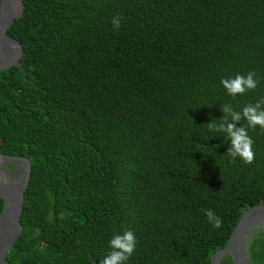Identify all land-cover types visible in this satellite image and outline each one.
<instances>
[{"label": "trees", "instance_id": "1", "mask_svg": "<svg viewBox=\"0 0 264 264\" xmlns=\"http://www.w3.org/2000/svg\"><path fill=\"white\" fill-rule=\"evenodd\" d=\"M8 34L24 55L0 71V154L32 173L6 264H100L125 230L126 264H213L264 207V131L237 125L249 165L207 125L264 98V0H24ZM250 71L258 87L229 95ZM248 246L264 264V231Z\"/></svg>", "mask_w": 264, "mask_h": 264}, {"label": "water", "instance_id": "2", "mask_svg": "<svg viewBox=\"0 0 264 264\" xmlns=\"http://www.w3.org/2000/svg\"><path fill=\"white\" fill-rule=\"evenodd\" d=\"M20 11H15L13 0L0 3V71L17 65L21 66L24 55L22 44L8 34L9 28L24 13V0H18ZM8 159L22 163L23 175L20 180L0 182V199L4 200V209L0 215V264H6L7 254L23 234L24 228L19 220L25 204L32 164L25 157L7 156ZM18 164V163H17ZM19 166V164H18ZM20 166V167H21ZM264 231V207L247 210L234 229L228 246L215 253L213 264H222V256L228 255L234 264H251L247 256V235L250 231Z\"/></svg>", "mask_w": 264, "mask_h": 264}, {"label": "clouds", "instance_id": "3", "mask_svg": "<svg viewBox=\"0 0 264 264\" xmlns=\"http://www.w3.org/2000/svg\"><path fill=\"white\" fill-rule=\"evenodd\" d=\"M121 18L115 16L112 19V24L115 29L121 26ZM255 71H250L246 75L237 74L233 78H225L221 80V84L226 89L227 93L232 97L244 95L248 91L255 90L258 87L259 80L256 78ZM221 110L224 115L221 118L223 121L217 125L212 120L208 123L209 130L223 133L225 139L230 141L231 146L227 150V155L233 160L241 159L245 164H252L255 160L254 141L248 134L245 126H237L241 121H246L247 126L253 130L259 126L264 131V98L257 101L254 105H246L242 111H236L231 104L221 105ZM208 218V222L214 228L222 226V220L211 209L204 210ZM111 251L100 261V264H126L127 261L135 253L138 242L134 231L125 230L122 234L115 235L109 242Z\"/></svg>", "mask_w": 264, "mask_h": 264}, {"label": "flooded vegetation", "instance_id": "4", "mask_svg": "<svg viewBox=\"0 0 264 264\" xmlns=\"http://www.w3.org/2000/svg\"><path fill=\"white\" fill-rule=\"evenodd\" d=\"M15 11L19 12L20 8L15 6ZM17 172V167L14 165L13 161L8 159L7 155L0 154V182H7L11 180V176ZM258 233L257 230H252L247 235V256H248V249L249 244L252 243L253 239L255 238L256 234ZM249 258V256H248ZM222 264H234V261L228 255L222 256L221 258Z\"/></svg>", "mask_w": 264, "mask_h": 264}, {"label": "rangeland", "instance_id": "5", "mask_svg": "<svg viewBox=\"0 0 264 264\" xmlns=\"http://www.w3.org/2000/svg\"><path fill=\"white\" fill-rule=\"evenodd\" d=\"M13 4H14V6L18 7L19 6L18 0H13ZM13 163L17 167V172L15 174H13V176H11V178H12L11 180H13V179L14 180H20L22 178L23 173H24L23 168L21 166L22 163L14 162V161H13ZM17 163L19 164V166Z\"/></svg>", "mask_w": 264, "mask_h": 264}]
</instances>
